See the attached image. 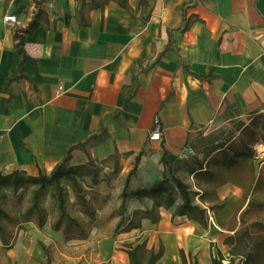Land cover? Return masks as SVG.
I'll use <instances>...</instances> for the list:
<instances>
[{"label": "crops", "instance_id": "obj_1", "mask_svg": "<svg viewBox=\"0 0 264 264\" xmlns=\"http://www.w3.org/2000/svg\"><path fill=\"white\" fill-rule=\"evenodd\" d=\"M84 1L49 4L47 23L26 40L25 78L15 79L21 57L14 33L27 27L35 8L31 0H0V174H50L71 146L105 130L109 138L90 148V157L100 163L117 154L124 176L141 154L132 190L168 174L164 153L172 173L193 183L194 171L235 141L250 133L264 140V0H125L129 10L119 0L98 8L92 2L104 0ZM13 15L16 24L5 19ZM156 116L164 128L161 141L149 138ZM224 127L230 141L220 148ZM87 161L75 150L70 165ZM123 189L117 180L89 188L96 216L90 236L79 242L96 246L99 264H129L124 245L138 239L156 250L160 241L166 254L171 233L181 242L189 229L206 231L174 218V208H160L159 223L146 219L140 229L118 231ZM244 194L234 183L217 190L226 201L219 225L240 203L241 212L246 209ZM129 204L127 214L151 208L153 201ZM183 220L190 226L172 228V221ZM235 233L225 230L223 243ZM51 234L63 236L51 220L43 228L35 221L17 223L7 241L0 238V264H43L40 243L49 246ZM210 263L211 254L203 264Z\"/></svg>", "mask_w": 264, "mask_h": 264}, {"label": "trees", "instance_id": "obj_2", "mask_svg": "<svg viewBox=\"0 0 264 264\" xmlns=\"http://www.w3.org/2000/svg\"><path fill=\"white\" fill-rule=\"evenodd\" d=\"M56 0H32L35 11L31 21L26 28H17L14 33L15 48L20 55V72L15 79L25 78V63L30 56L25 50L27 37L31 36L42 23H47L48 13L45 4ZM92 2L94 8L100 7L108 2ZM21 0H15L19 4ZM119 3L129 10L125 0ZM82 6L85 4L81 0ZM25 8L21 7L20 12ZM109 138L107 131L94 134L82 142L71 146L66 153L64 160L59 163L50 174L29 176L25 172L17 171L8 175L0 174V238L7 241L10 238V228L17 223L35 221L40 228H43L49 220L54 231L62 232L67 241L86 240L90 236L96 210L94 209L89 196V188L106 182L102 179V169L112 168V165L119 167L117 154L97 163L90 157L89 149L105 142ZM249 139H253L250 141ZM226 140L220 144V148L226 145ZM260 143L261 140L254 138L250 133L249 137L242 139L239 145L223 149L219 159L210 161L206 168L203 164L194 171L193 183H187L172 173L171 167L163 154L161 162L168 174L149 187L131 189V182L137 175V164L141 154L136 159L135 167L131 170L125 182L121 194V204L116 210L120 217L117 230L130 232L142 227L144 220L152 223H159L161 220L160 208L170 210L174 208L173 217H185L189 221L199 224L205 230L213 226V220L219 224L220 212L225 208V202L218 199L217 190L227 183H234L244 187L245 194L243 201L249 199L248 207L252 204V195L257 189L260 177H257L255 162L258 159L252 145ZM75 150L83 151L88 161L83 165H70L72 153ZM109 162V164H107ZM113 173L112 175L117 174ZM134 177V178H133ZM133 178V179H132ZM90 180V186L85 187V181ZM71 193L76 198L75 204L79 208V215H73L70 210ZM153 201L151 208L137 209L131 214L128 212V204L134 200L143 202L145 199ZM245 212V211H244ZM83 216L90 220L86 222ZM212 220V221H211ZM252 241L253 247L250 245ZM230 247V257L226 259L219 248L212 245V264H250L253 258L258 257L264 250V237L251 235L249 229L237 231L224 241ZM45 253L43 264H51L50 247L40 243ZM262 246V247H261ZM125 252L129 256V264H158L165 255V247L160 244L158 250L150 248L147 241L125 244ZM253 248V250H252ZM182 264H189L186 253L180 250ZM243 256V258H241ZM236 258H240L236 261ZM197 264V263H194Z\"/></svg>", "mask_w": 264, "mask_h": 264}, {"label": "rangeland", "instance_id": "obj_3", "mask_svg": "<svg viewBox=\"0 0 264 264\" xmlns=\"http://www.w3.org/2000/svg\"><path fill=\"white\" fill-rule=\"evenodd\" d=\"M32 1V0H31ZM51 5V4H50ZM49 4H45L48 16H49ZM30 6H33L30 2ZM35 9L33 10L34 13ZM229 127H224L222 129V140H229L230 132L225 134ZM253 141V139H249ZM241 140H237L236 145H239ZM252 148L256 151L258 155V159L255 162V167L259 172V184L257 189L252 195V204L247 206L246 209L242 211L243 204L240 203L234 214L230 219H225L222 225H219L216 220L213 221L216 223V226L213 224L212 228L206 230L205 232L198 233L195 229H189V231L183 234V238L181 242L178 240V236L172 234V241H166V245H168V251L166 250V254L164 257L158 262V264H182L181 255L179 252L180 247L186 253L187 260L189 264H203L204 260L208 259L209 255L212 253V245H215V248H220L225 253V258L229 259L230 257V247L223 243V235L225 234V230L227 229H236L237 231H244L245 229H249L251 235L253 236H262L264 237V140L260 143L258 142L255 145H252ZM116 165H112V168L107 169L104 167L102 169V179L107 181L117 180L120 183L125 185V182L128 178L131 170L124 176L122 172L124 171V166L121 161H119V167L116 168ZM117 174L112 175L113 173ZM134 178V177H133ZM132 178V179H133ZM90 186V180L85 181V187ZM71 203L70 210L73 215H79V208L75 204L76 198L71 194ZM226 204V201H223ZM130 208V204H128V211ZM128 213V212H127ZM226 216V214H224ZM212 221V220H211ZM191 223L186 221H172V228H184L186 226H190ZM222 230V231H221ZM224 231V232H223ZM64 236V235H63ZM60 234L51 236L47 235V239L51 241L50 252H51V264H99V253L95 245L88 246L87 243H80V240H71L67 241L65 236L63 237ZM204 241V244L201 245ZM253 240H250V245ZM160 245V241L158 242V247ZM264 246V244L262 245ZM261 246V247H262ZM166 249V248H165ZM229 251L227 252V250ZM253 250V248H252ZM198 251H200L198 253ZM243 258V256H241ZM240 258H236L238 261ZM211 264V263H210ZM250 264H264V250L262 254H259L257 259L253 258Z\"/></svg>", "mask_w": 264, "mask_h": 264}, {"label": "built area", "instance_id": "obj_4", "mask_svg": "<svg viewBox=\"0 0 264 264\" xmlns=\"http://www.w3.org/2000/svg\"><path fill=\"white\" fill-rule=\"evenodd\" d=\"M5 19L7 21H10L13 24H16L18 22L16 15L7 16ZM163 131H164V128H163L162 122H161L159 116H156L155 121H154V128H153V131L151 132L150 137H149L150 140L161 141ZM186 151L189 152L190 154L194 155V151L191 148H187Z\"/></svg>", "mask_w": 264, "mask_h": 264}]
</instances>
